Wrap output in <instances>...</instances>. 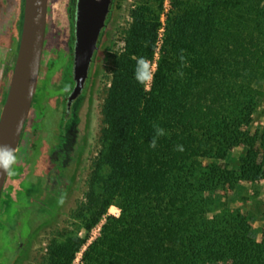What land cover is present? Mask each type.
Wrapping results in <instances>:
<instances>
[{"label":"trees","instance_id":"1","mask_svg":"<svg viewBox=\"0 0 264 264\" xmlns=\"http://www.w3.org/2000/svg\"><path fill=\"white\" fill-rule=\"evenodd\" d=\"M131 16L124 50L111 54L112 80L102 109L104 147L77 211L89 219V228L113 203L122 214L107 217L83 264H264V240L254 238L240 211L229 215L224 203L215 212L217 192L228 182L234 188L241 178H264V134L257 131L254 138L243 129L262 97L256 83L264 80V0H193L170 19L168 29L179 36L173 47L192 42L200 49L198 72L188 85L227 87L228 98L204 106L205 112L191 96L200 89L172 81L171 62L161 63L149 93L137 82L136 60L153 54L161 22L143 4ZM154 124L166 135L143 151L141 142L151 141ZM259 137L262 152L255 149ZM241 143L249 150L239 171L221 167L217 162ZM141 155L147 157L144 163ZM86 240L54 239L49 249L54 258L69 250L73 259Z\"/></svg>","mask_w":264,"mask_h":264},{"label":"rangeland","instance_id":"2","mask_svg":"<svg viewBox=\"0 0 264 264\" xmlns=\"http://www.w3.org/2000/svg\"><path fill=\"white\" fill-rule=\"evenodd\" d=\"M76 2L77 0L48 2L46 36L37 89L30 116L16 151L17 163L12 167L13 174H8L0 197V264H83L89 247L101 237L107 217L121 216V208L113 203L89 228V219L79 217L77 211L86 200L95 162L104 147L101 135L104 126L102 109L112 80L111 54L124 50V34L132 21L131 12L138 5L150 7L153 16H159L161 22L154 52L147 57L154 75L150 82L143 84L145 92L152 91L161 63L171 62L175 77L173 82L177 78L178 81L180 80L181 88L182 85H186L187 89H200L196 93L192 92L191 96H195L194 101L199 100L195 102L201 104V111H206L204 106L222 103L228 98L224 94L227 87L217 82L213 86L215 90L210 86H203V83L198 81H196L198 84L190 87L188 79L198 72L199 46L192 42H182L176 48L172 45L179 36L176 35L177 33L172 34L171 29H168L170 19L182 8L190 5L193 0H116L102 32L90 78L81 99V122L78 127L81 145L78 156L60 170L58 175L41 176L44 153H49L48 143L51 141L50 136L54 134L55 121L62 107L61 101L69 90L67 74L74 49ZM22 13L21 0H0V74H2L0 109L3 103L1 94L7 85L13 65L9 54L12 34L13 37L19 34L20 39ZM181 50L185 61L180 59ZM4 59H7L6 71L2 65ZM180 72H183V76ZM257 81L256 85L262 97L259 98L256 113L249 116V122L246 121L243 128L254 138L257 137V131L260 137L264 134V80ZM187 108H190L187 112L192 115L195 107ZM217 109L220 111L219 107ZM260 137L255 143V149L262 152ZM203 138L204 141L208 140V136ZM213 141L209 142V147ZM149 144V138L142 141L141 150L147 151ZM248 150L249 148L243 143L231 146L225 158L217 163L221 167L239 171L240 159L248 153ZM146 158L141 155L139 160L144 163ZM259 161L263 163L261 156ZM203 162L206 164L208 161L204 159ZM49 178H56L59 185L58 189L50 188L49 195L43 196L46 205L42 206L35 197L42 194L41 185L45 187ZM247 178H241L234 188L228 182L224 189L219 190L215 197L216 208H221V205L226 203L232 210L229 215H233L234 210H239L241 216L247 219L254 238L262 242L264 240V178ZM54 191L57 192L56 195L53 194ZM62 198L63 203H61ZM218 211L220 209L215 212ZM215 212L210 214L213 215ZM72 237L87 240L75 252L73 259L69 250L55 259L49 249L52 240L66 242Z\"/></svg>","mask_w":264,"mask_h":264},{"label":"water","instance_id":"3","mask_svg":"<svg viewBox=\"0 0 264 264\" xmlns=\"http://www.w3.org/2000/svg\"><path fill=\"white\" fill-rule=\"evenodd\" d=\"M49 0H24L18 56L7 99L0 115V144L17 151L30 116L40 73L45 43ZM113 0H77L72 65L74 87L69 102L78 97L87 82L92 62ZM8 173L0 169V196Z\"/></svg>","mask_w":264,"mask_h":264},{"label":"flooded vegetation","instance_id":"4","mask_svg":"<svg viewBox=\"0 0 264 264\" xmlns=\"http://www.w3.org/2000/svg\"><path fill=\"white\" fill-rule=\"evenodd\" d=\"M23 5H24L23 0H21L22 12L24 8ZM21 16L23 21V13ZM18 50H19V34L16 37H13L12 34L9 54L11 60L13 61V65L10 69L11 71H10L9 79L7 77L8 79L7 85L6 87H4L3 92L1 91L2 92L1 97L3 95V103L0 109V115L3 105L8 96L10 82L14 72L15 62L18 56ZM2 65L4 67V70L6 71L7 59L3 60ZM70 67L68 73L70 71ZM0 78H2V74H0ZM89 78H90V73L88 79ZM67 80L69 81V88H68L69 90L61 101L62 107L55 121L56 124H55V130L53 132L54 134L50 136L51 141L48 143L49 153L48 152L44 153L45 159H44L43 167L41 168V176L44 175V177L47 176L48 174L58 175V173L61 172L60 170L65 168L69 163H72V161H74V159L78 156V150L81 145L80 133L78 127L80 126V122H81V114H80L81 99L86 90L87 82L82 93L78 97H76L73 101L69 102V95L74 87V80L72 78V75L68 76L67 74ZM58 185H59L58 180L56 178L54 179L49 178V180L47 181V185L45 187H42L41 185V188H43L44 191L42 190V194L36 195L35 200L42 206L46 205L43 196L46 197L47 194L49 195V193L51 192L50 188L58 189ZM53 194L56 195L57 192L54 191Z\"/></svg>","mask_w":264,"mask_h":264},{"label":"clouds","instance_id":"5","mask_svg":"<svg viewBox=\"0 0 264 264\" xmlns=\"http://www.w3.org/2000/svg\"><path fill=\"white\" fill-rule=\"evenodd\" d=\"M181 61H185V56L183 55V50H181L180 55ZM153 70L151 63L145 57H139L136 60V68H135V78L140 84H147L153 79ZM180 75L183 76V72H180ZM155 129V135L152 137L149 146L155 148L157 146V142L159 137L166 135V132L163 128H161L158 124L153 125ZM178 151H183V145H177ZM17 163V155L16 150L13 149L10 145H2L0 144V169L5 170L9 175H12V167ZM61 203H63V198L61 199Z\"/></svg>","mask_w":264,"mask_h":264}]
</instances>
